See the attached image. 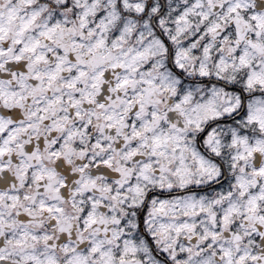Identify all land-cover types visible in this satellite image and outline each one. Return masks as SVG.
<instances>
[{
	"label": "snow or ice",
	"instance_id": "1",
	"mask_svg": "<svg viewBox=\"0 0 264 264\" xmlns=\"http://www.w3.org/2000/svg\"><path fill=\"white\" fill-rule=\"evenodd\" d=\"M0 264H264V0H0Z\"/></svg>",
	"mask_w": 264,
	"mask_h": 264
}]
</instances>
